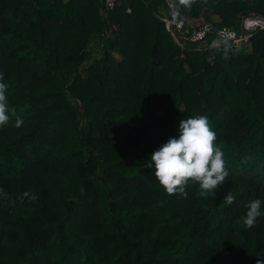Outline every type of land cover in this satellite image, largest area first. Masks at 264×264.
Wrapping results in <instances>:
<instances>
[{
	"label": "trees",
	"instance_id": "trees-1",
	"mask_svg": "<svg viewBox=\"0 0 264 264\" xmlns=\"http://www.w3.org/2000/svg\"><path fill=\"white\" fill-rule=\"evenodd\" d=\"M171 1L191 26L213 23L201 49L174 42L165 0H119L106 17L100 0H0L15 111L0 128V264H264V29L227 55L210 47L219 28L264 17V0ZM201 114L229 177L207 199L194 184L168 195L150 154Z\"/></svg>",
	"mask_w": 264,
	"mask_h": 264
},
{
	"label": "clouds",
	"instance_id": "clouds-1",
	"mask_svg": "<svg viewBox=\"0 0 264 264\" xmlns=\"http://www.w3.org/2000/svg\"><path fill=\"white\" fill-rule=\"evenodd\" d=\"M196 0H178V4L190 9ZM231 36H222L221 39L212 41L210 47L228 54L231 47ZM9 84L4 81L0 73V128L9 124L15 111L10 109ZM11 111V116L9 112ZM23 124L21 117L16 116L15 127ZM179 136L170 137L159 149L150 154L149 168H154L155 177L159 185L168 195L180 194L187 198L189 184L198 185V195L205 199L214 195L215 190L229 177L224 152L215 142L217 133L213 130L207 115H196L181 119L178 125ZM6 199H10L5 195ZM21 200L33 202L37 196L25 191ZM224 203L232 205L235 197L229 191L224 197ZM262 201L257 198L244 204L246 214L241 217L245 229H253L258 218L262 215Z\"/></svg>",
	"mask_w": 264,
	"mask_h": 264
},
{
	"label": "built area",
	"instance_id": "built-area-1",
	"mask_svg": "<svg viewBox=\"0 0 264 264\" xmlns=\"http://www.w3.org/2000/svg\"><path fill=\"white\" fill-rule=\"evenodd\" d=\"M102 4V13L106 17L107 12L111 10L119 0H100ZM129 11V9H127ZM158 17L163 21L165 29L174 42L184 47L193 45L195 49H201L211 33L214 32L212 22L201 21L195 26H191L187 21L180 16L172 6L171 0H165V4L160 7ZM244 19L249 20V30L247 32L243 29ZM264 29V17L253 14L251 17H242L237 28L223 26L215 31V40L221 39L222 36H231L229 44L232 46L248 45L250 36L255 29Z\"/></svg>",
	"mask_w": 264,
	"mask_h": 264
},
{
	"label": "rangeland",
	"instance_id": "rangeland-1",
	"mask_svg": "<svg viewBox=\"0 0 264 264\" xmlns=\"http://www.w3.org/2000/svg\"><path fill=\"white\" fill-rule=\"evenodd\" d=\"M201 22V20H196V22ZM243 29L245 32H247L249 30V20L248 19H244L243 22Z\"/></svg>",
	"mask_w": 264,
	"mask_h": 264
}]
</instances>
